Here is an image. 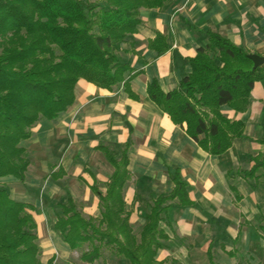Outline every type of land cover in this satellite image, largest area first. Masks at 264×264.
I'll return each mask as SVG.
<instances>
[{"label":"crops","instance_id":"0c3cea01","mask_svg":"<svg viewBox=\"0 0 264 264\" xmlns=\"http://www.w3.org/2000/svg\"><path fill=\"white\" fill-rule=\"evenodd\" d=\"M140 16L137 33L122 45L123 59L138 72L130 82L138 99L131 98L123 85L109 91L80 79L73 105L53 120L41 119L32 138L22 143L30 165L24 182H12L10 189L15 199L35 206L40 264L50 259L53 264H127L110 255L93 263L75 260L77 251L52 228L56 204L68 195L86 215L101 218L92 186L105 191L101 184L106 185L114 167L97 149L100 144L129 146L131 179L124 198L135 227L145 224L148 204L174 187L170 169H179L189 184L192 204L168 202L161 224L167 247L158 250V261L216 263V251L228 247L229 241L240 250L260 249L264 261V244L258 243L254 231L258 222L260 229L264 226V169L255 177L243 174L264 153V80L255 83L246 111L222 107L230 120L244 123L242 137L234 139L222 155H211L198 146L186 125L174 124L147 92L153 79L166 92L178 88L191 71L188 59L208 42L209 31L249 54L264 56V0H169L161 9H141ZM157 32L168 44L161 55L148 46ZM54 173H58L55 178Z\"/></svg>","mask_w":264,"mask_h":264},{"label":"trees","instance_id":"16d2710c","mask_svg":"<svg viewBox=\"0 0 264 264\" xmlns=\"http://www.w3.org/2000/svg\"><path fill=\"white\" fill-rule=\"evenodd\" d=\"M168 1L0 0V180L24 182L30 159L22 142L32 138L41 119L53 120L73 105L80 79L109 91L123 85L131 98L138 99L130 87L138 72L123 59L122 45L142 24L141 9H161ZM207 34L208 42L188 59L191 71L178 88L166 92L153 79L147 92L174 124L186 125L198 146L222 155L244 132V123L230 120L222 107L246 111L255 83L264 80V65L254 69L244 48L219 33ZM148 46L158 55L168 49L159 32ZM128 148L97 146L114 167L105 191L92 186L101 218L86 215L68 195L56 204L52 228L71 250L81 252L84 262L93 263L107 252L127 264H179L160 262L156 255L167 247L161 224L168 202L192 204L189 184L179 169H170L174 187L148 204L145 224L135 232L124 198L131 179ZM253 162L244 176L255 177L264 169V153ZM232 190L236 192L235 187ZM34 211L35 206L14 199L0 185V264H40Z\"/></svg>","mask_w":264,"mask_h":264},{"label":"rangeland","instance_id":"374dc122","mask_svg":"<svg viewBox=\"0 0 264 264\" xmlns=\"http://www.w3.org/2000/svg\"><path fill=\"white\" fill-rule=\"evenodd\" d=\"M90 1L102 2V0H90ZM33 129H32V134H33ZM27 169H28V167H27ZM15 181H17V180L13 179V178L2 179V180H0V185L8 188L10 190L11 196H12V191L10 189L11 188L10 185L12 182H15ZM101 186L104 187L105 185L101 184ZM16 200H18V199H16ZM98 219H100V218H98ZM260 224L261 223L258 222L257 225H254V228H255L254 231L256 232V239H257L258 243L264 244V229H262V228L260 229V227H258ZM132 226H133V229L135 230V232L140 231V229L142 228V227H135L134 225H132ZM231 244L229 241L228 247L225 246V247H223L222 250L216 251L215 260H216L217 264H263V262H264V261H262L263 258L259 257V256H261L260 249L258 251L254 248L255 251L251 252V251H246V250H242V249L240 250V248L237 249L238 248L236 246L237 243H231ZM257 248H259V247H257ZM225 249H226V251H225ZM80 255H81V252L77 251V252H75V255H73V258H75V260L76 259L78 260V259H80ZM106 255H109V253L105 252V256Z\"/></svg>","mask_w":264,"mask_h":264},{"label":"water","instance_id":"95a60500","mask_svg":"<svg viewBox=\"0 0 264 264\" xmlns=\"http://www.w3.org/2000/svg\"><path fill=\"white\" fill-rule=\"evenodd\" d=\"M249 58L253 60L254 69L264 65V56H260L257 54H249Z\"/></svg>","mask_w":264,"mask_h":264}]
</instances>
